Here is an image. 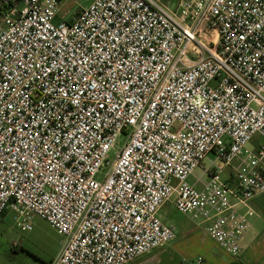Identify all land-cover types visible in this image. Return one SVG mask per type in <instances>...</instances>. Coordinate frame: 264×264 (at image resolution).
<instances>
[{
    "label": "built area",
    "instance_id": "1",
    "mask_svg": "<svg viewBox=\"0 0 264 264\" xmlns=\"http://www.w3.org/2000/svg\"><path fill=\"white\" fill-rule=\"evenodd\" d=\"M63 1L0 18V219L63 235L51 264H130L176 239L172 203L238 257L264 194V0H93L70 20Z\"/></svg>",
    "mask_w": 264,
    "mask_h": 264
},
{
    "label": "rangeland",
    "instance_id": "2",
    "mask_svg": "<svg viewBox=\"0 0 264 264\" xmlns=\"http://www.w3.org/2000/svg\"><path fill=\"white\" fill-rule=\"evenodd\" d=\"M93 0H64L60 17L62 19L70 20L76 15L80 9L88 7ZM166 2L171 0H165ZM173 1V0H172ZM123 145L124 138L121 137L118 142ZM115 150L109 154V160L115 157ZM213 156L205 160L202 166L198 167L194 175L189 178L191 184L195 183V177L203 176L204 169L210 167ZM223 166L222 162L217 163ZM204 181H209V176H203ZM200 187V186H198ZM172 206H165L160 211L161 218L170 217L176 223L177 220L186 217L190 223V233H185L179 226L177 228V237L174 241L158 249L155 254H147L137 262L130 264H191L196 260L198 255H203L202 252L206 249H211L216 245L211 239L205 237L204 232L198 229L199 222L190 219L189 216L180 214L172 203ZM253 209L256 213L264 216V197H258L254 201ZM6 223L0 222V241L3 245L0 246L1 257L3 263L12 264H49L60 252L65 237L58 233L56 229L50 226L46 221L39 217L33 219V229L28 232L21 231L13 221V214L7 212ZM255 218V217H254ZM253 221V220H252ZM194 229V230H193ZM193 231V232H192ZM17 241L21 243V248L18 251H12L10 246L12 242ZM162 252L170 253L171 255H164ZM15 253H18L15 255ZM7 263V264H9Z\"/></svg>",
    "mask_w": 264,
    "mask_h": 264
},
{
    "label": "crops",
    "instance_id": "3",
    "mask_svg": "<svg viewBox=\"0 0 264 264\" xmlns=\"http://www.w3.org/2000/svg\"><path fill=\"white\" fill-rule=\"evenodd\" d=\"M5 1L6 0H0V18L3 15V13H5L6 10H7ZM226 171L228 173L231 170L230 171L226 170ZM258 197H264V194L261 195V196H258ZM258 197H256V198H258ZM255 199H253L251 201V206L252 207L254 206ZM165 206H170L171 207L172 205L171 204H167ZM7 212H10V211H6L3 214V216L0 219V222H2V223L5 222L6 223V221H7V216H6ZM161 219L163 220L164 223L173 226L175 228L176 232H177L176 225L179 226L182 230H184L185 233H188V234L192 230V229L191 230L189 229V226H190L189 221L190 220L188 221V219L186 217L177 220L176 223L174 222V219L172 221V219L170 217L161 218ZM252 220H253L252 221L253 227L251 228V230L245 236V238L243 240V244H242V246H243L242 247V251H241V254L238 257H233V256L227 254L226 252H224L222 249H220L218 247L216 242L214 240H212L206 234V231L204 230L203 227H200L198 225L197 226L198 228H196V226H195V229H198L200 231L202 230L204 232V234L206 235L205 237L211 239V241H213V243L216 246L211 248V249L204 250L202 252L203 255H198L196 257V260H193L191 264H264V216L259 215V214L256 213L255 218H253ZM13 221H14V217H13ZM14 224H15V222H14ZM16 242L17 241L12 242V244L10 246L11 250L15 251V252L18 251L21 248L20 247L21 246L20 242H18L20 244L18 247L14 246V243H16ZM1 245H3V243L0 241V246ZM157 251H158V249L154 250L150 254H155ZM59 253H58V255H59ZM162 253L164 254L165 252H162ZM1 254L2 253H1V250H0V264H5V263H3V258L4 257L2 258ZM16 254H18V253H15V255ZM171 254H172V252H171ZM171 254L168 252V253H166L164 255H171ZM142 257H145V256H142ZM142 257H140L139 259H141ZM54 259H52V261ZM139 259H137L135 261L137 262ZM52 261L49 264H51ZM7 263H9V262H6V264ZM9 264H12V263H9Z\"/></svg>",
    "mask_w": 264,
    "mask_h": 264
}]
</instances>
